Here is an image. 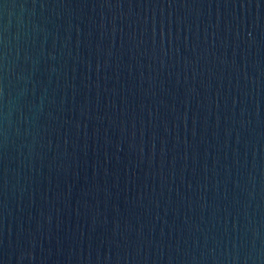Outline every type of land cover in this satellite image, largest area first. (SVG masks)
I'll return each mask as SVG.
<instances>
[{
  "label": "water",
  "instance_id": "water-1",
  "mask_svg": "<svg viewBox=\"0 0 264 264\" xmlns=\"http://www.w3.org/2000/svg\"><path fill=\"white\" fill-rule=\"evenodd\" d=\"M0 264H264V0H0Z\"/></svg>",
  "mask_w": 264,
  "mask_h": 264
}]
</instances>
